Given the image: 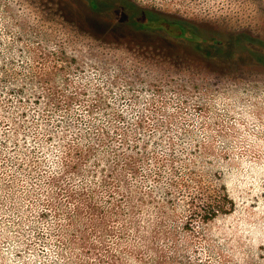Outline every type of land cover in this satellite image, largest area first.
<instances>
[{"label":"rangeland","instance_id":"374dc122","mask_svg":"<svg viewBox=\"0 0 264 264\" xmlns=\"http://www.w3.org/2000/svg\"><path fill=\"white\" fill-rule=\"evenodd\" d=\"M0 264H264V0H0Z\"/></svg>","mask_w":264,"mask_h":264},{"label":"trees","instance_id":"16d2710c","mask_svg":"<svg viewBox=\"0 0 264 264\" xmlns=\"http://www.w3.org/2000/svg\"><path fill=\"white\" fill-rule=\"evenodd\" d=\"M129 1V0H128ZM132 5L133 6H135L133 3H132ZM140 10H143V11H147V12H150V13H153V14H158V12L157 11H155V10H145V9H141L140 8ZM164 15H166V14H164ZM177 20H179L180 22H184L185 20H183V19H177ZM125 27H123V26H120L119 27V30L120 31H127L126 33H128L129 34V30L130 29H128L129 28V25H124ZM134 33V32H133ZM130 34H132V33H130ZM138 33H134V35H137ZM192 35V34H191ZM159 37V36H158ZM187 42L188 41H194L193 39H190V38H187V39H185ZM187 54H195V55H197V57H201V58H204L203 57V53H195V52H193L192 50H190L189 52L187 51L186 52ZM204 56H206V55H204Z\"/></svg>","mask_w":264,"mask_h":264}]
</instances>
